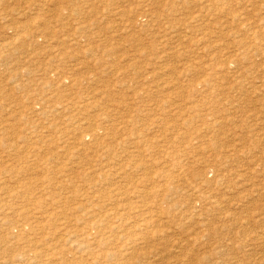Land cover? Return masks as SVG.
Returning a JSON list of instances; mask_svg holds the SVG:
<instances>
[{
  "label": "rangeland",
  "instance_id": "374dc122",
  "mask_svg": "<svg viewBox=\"0 0 264 264\" xmlns=\"http://www.w3.org/2000/svg\"><path fill=\"white\" fill-rule=\"evenodd\" d=\"M263 78L264 0H0V264H264Z\"/></svg>",
  "mask_w": 264,
  "mask_h": 264
},
{
  "label": "bare ground",
  "instance_id": "6f19581e",
  "mask_svg": "<svg viewBox=\"0 0 264 264\" xmlns=\"http://www.w3.org/2000/svg\"><path fill=\"white\" fill-rule=\"evenodd\" d=\"M256 38V37H255ZM73 42H74V40H73ZM256 62V61H255ZM236 64H237V62H236ZM237 66V65H236ZM231 71V70H230ZM259 73H261V72H259ZM249 77V76H248ZM260 77V76H259ZM236 79V78H235ZM264 79V78H263ZM243 81V80H242ZM78 107V106H77ZM75 110V109H74ZM73 110V111H74ZM79 111V110H78ZM77 111V112H78ZM76 113V112H75ZM73 115V114H72ZM78 120V119H77ZM84 124V123H83ZM81 126V125H80ZM99 130V129H98ZM102 134V133H101ZM109 174V173H108ZM102 177V176H101ZM220 180V179H219ZM23 183V182H22ZM220 183V182H219ZM87 190V189H86ZM90 190V189H89ZM94 202V201H93ZM98 205V204H97ZM96 212V211H95ZM91 213V212H90ZM26 215V214H25ZM43 215V214H42ZM90 215V214H89ZM53 218V217H52ZM76 218V217H75ZM101 220V219H100ZM103 222V221H102ZM95 224H96V222H95ZM79 225V224H78ZM91 226V225H90ZM62 230V229H61ZM94 235V234H93ZM84 238V237H83ZM70 239L68 238V241H69ZM85 247V246H84ZM127 250V249H126ZM83 251V250H82ZM109 253V252H108ZM130 253V252H129ZM26 254V253H25ZM233 258V257H232ZM35 260V259H34ZM95 260V259H94ZM126 261V260H125ZM233 263V262H232ZM262 264V263H261Z\"/></svg>",
  "mask_w": 264,
  "mask_h": 264
}]
</instances>
